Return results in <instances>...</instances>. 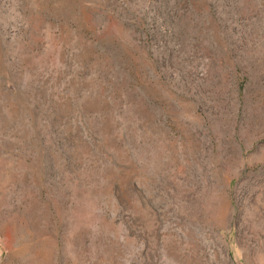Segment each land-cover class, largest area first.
Masks as SVG:
<instances>
[{
	"label": "rangeland",
	"instance_id": "374dc122",
	"mask_svg": "<svg viewBox=\"0 0 264 264\" xmlns=\"http://www.w3.org/2000/svg\"><path fill=\"white\" fill-rule=\"evenodd\" d=\"M0 264H264V0H0Z\"/></svg>",
	"mask_w": 264,
	"mask_h": 264
}]
</instances>
